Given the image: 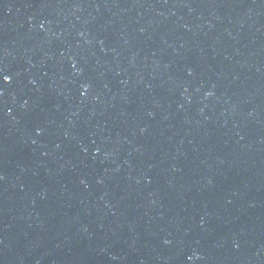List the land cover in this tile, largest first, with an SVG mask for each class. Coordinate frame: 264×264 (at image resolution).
Segmentation results:
<instances>
[{
  "label": "water",
  "instance_id": "95a60500",
  "mask_svg": "<svg viewBox=\"0 0 264 264\" xmlns=\"http://www.w3.org/2000/svg\"><path fill=\"white\" fill-rule=\"evenodd\" d=\"M0 71V264H264V0H0Z\"/></svg>",
  "mask_w": 264,
  "mask_h": 264
},
{
  "label": "snow or ice",
  "instance_id": "6c2138e0",
  "mask_svg": "<svg viewBox=\"0 0 264 264\" xmlns=\"http://www.w3.org/2000/svg\"><path fill=\"white\" fill-rule=\"evenodd\" d=\"M0 72H2V71H0ZM10 79H11V78H10L9 76H7V75H4V76H3V80H4V81H10ZM0 95H2V92H0Z\"/></svg>",
  "mask_w": 264,
  "mask_h": 264
}]
</instances>
